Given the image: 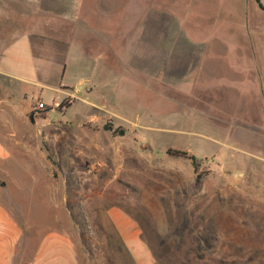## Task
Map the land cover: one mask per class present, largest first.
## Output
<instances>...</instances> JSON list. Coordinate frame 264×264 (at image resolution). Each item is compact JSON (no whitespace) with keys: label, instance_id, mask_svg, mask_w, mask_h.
<instances>
[{"label":"rangeland","instance_id":"1","mask_svg":"<svg viewBox=\"0 0 264 264\" xmlns=\"http://www.w3.org/2000/svg\"><path fill=\"white\" fill-rule=\"evenodd\" d=\"M262 8L0 0V49L30 33L64 88L6 78L16 112L48 106L0 116L2 204L82 264H264Z\"/></svg>","mask_w":264,"mask_h":264},{"label":"crops","instance_id":"2","mask_svg":"<svg viewBox=\"0 0 264 264\" xmlns=\"http://www.w3.org/2000/svg\"><path fill=\"white\" fill-rule=\"evenodd\" d=\"M254 1L259 8L264 6V0ZM32 37L28 32L21 34L4 49H0V78H4L3 82L0 80V116L30 115L32 118L33 115H47V111L42 113V110L35 109L36 103L28 113L16 112L15 106L8 103L9 100H7L11 87L6 78L41 85L45 88L43 92L46 91V88L64 90L62 85L60 88H55L49 81L50 71H52L49 67L51 66H49L48 59L36 54V43ZM28 70L30 75L26 73ZM46 106H48L47 101ZM3 126L0 121V158L9 156L4 147L7 131ZM13 132L11 136L14 147L23 150L24 144L30 145L28 142L24 143L22 138L27 135L26 131L25 134L16 133V129ZM3 187H6V184L0 185V196ZM112 216L115 219L114 214ZM29 232V227L24 229L9 208L4 206L0 200V264H82L76 244L65 230L48 228L45 233H41L39 236L31 235ZM138 256L137 254L135 257L138 264L150 263V258L142 261V258Z\"/></svg>","mask_w":264,"mask_h":264},{"label":"built area","instance_id":"3","mask_svg":"<svg viewBox=\"0 0 264 264\" xmlns=\"http://www.w3.org/2000/svg\"><path fill=\"white\" fill-rule=\"evenodd\" d=\"M46 108V102L43 99H38V102L35 105L36 110H43Z\"/></svg>","mask_w":264,"mask_h":264},{"label":"trees","instance_id":"4","mask_svg":"<svg viewBox=\"0 0 264 264\" xmlns=\"http://www.w3.org/2000/svg\"><path fill=\"white\" fill-rule=\"evenodd\" d=\"M105 126H106V128H111V126H110V125H108V124H107V125H105Z\"/></svg>","mask_w":264,"mask_h":264},{"label":"water","instance_id":"5","mask_svg":"<svg viewBox=\"0 0 264 264\" xmlns=\"http://www.w3.org/2000/svg\"><path fill=\"white\" fill-rule=\"evenodd\" d=\"M5 184H6V183H5ZM5 184H4V185H5Z\"/></svg>","mask_w":264,"mask_h":264}]
</instances>
